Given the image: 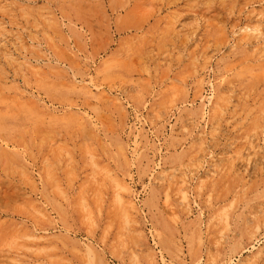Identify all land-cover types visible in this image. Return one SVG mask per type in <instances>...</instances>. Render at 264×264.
Masks as SVG:
<instances>
[{
	"label": "rangeland",
	"instance_id": "rangeland-1",
	"mask_svg": "<svg viewBox=\"0 0 264 264\" xmlns=\"http://www.w3.org/2000/svg\"><path fill=\"white\" fill-rule=\"evenodd\" d=\"M0 264H264V0H0Z\"/></svg>",
	"mask_w": 264,
	"mask_h": 264
}]
</instances>
